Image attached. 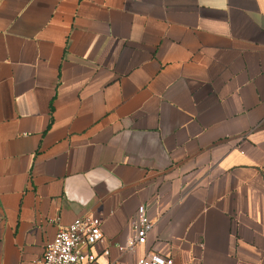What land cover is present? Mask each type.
<instances>
[{
  "label": "crops",
  "instance_id": "obj_1",
  "mask_svg": "<svg viewBox=\"0 0 264 264\" xmlns=\"http://www.w3.org/2000/svg\"><path fill=\"white\" fill-rule=\"evenodd\" d=\"M87 215L91 264H264V0H0V264Z\"/></svg>",
  "mask_w": 264,
  "mask_h": 264
},
{
  "label": "built area",
  "instance_id": "obj_2",
  "mask_svg": "<svg viewBox=\"0 0 264 264\" xmlns=\"http://www.w3.org/2000/svg\"><path fill=\"white\" fill-rule=\"evenodd\" d=\"M103 221L99 216L77 217L68 226L59 229L54 239L47 245L39 264H91L98 255L93 248L104 241ZM153 221L141 206L132 220L133 237L130 247L147 242ZM108 251H104L107 254ZM135 264H174L172 257L162 253H147Z\"/></svg>",
  "mask_w": 264,
  "mask_h": 264
}]
</instances>
